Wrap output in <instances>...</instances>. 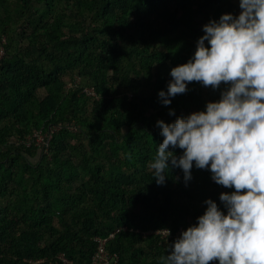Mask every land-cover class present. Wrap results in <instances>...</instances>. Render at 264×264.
<instances>
[{
  "label": "trees",
  "instance_id": "obj_1",
  "mask_svg": "<svg viewBox=\"0 0 264 264\" xmlns=\"http://www.w3.org/2000/svg\"><path fill=\"white\" fill-rule=\"evenodd\" d=\"M217 1L0 0V264H89L96 238L111 264H163L208 199L227 213L220 195L235 189L210 166L186 181L169 159L163 184L150 168L157 121L206 111L228 87L159 97L169 82L156 69L187 63L206 24L241 12ZM50 125L47 149L26 145Z\"/></svg>",
  "mask_w": 264,
  "mask_h": 264
},
{
  "label": "clouds",
  "instance_id": "obj_2",
  "mask_svg": "<svg viewBox=\"0 0 264 264\" xmlns=\"http://www.w3.org/2000/svg\"><path fill=\"white\" fill-rule=\"evenodd\" d=\"M240 8L238 16L225 13L204 26L194 57L172 68L167 91L159 92L170 105L192 82L228 86L206 111L157 121L164 139L150 168L163 184L171 167L182 168L187 181L194 163L210 166L217 184L235 189L220 195L226 214L206 201L205 213L169 245L163 264H264V0H240Z\"/></svg>",
  "mask_w": 264,
  "mask_h": 264
},
{
  "label": "built area",
  "instance_id": "obj_3",
  "mask_svg": "<svg viewBox=\"0 0 264 264\" xmlns=\"http://www.w3.org/2000/svg\"><path fill=\"white\" fill-rule=\"evenodd\" d=\"M1 57V52H0ZM49 132L46 134V136L42 135V131L35 132L29 139L26 141V145H31L33 142V138L37 140V142L40 144V146L47 149V146L49 144V141L51 140L52 135L55 133L56 129L59 128V126L55 127L54 125H50ZM188 227L179 226L177 229L176 235H181L183 231H185ZM159 234L163 235L164 237H170V234L167 230L159 231ZM110 236L109 238H111ZM107 239H100L96 238L95 241L97 242V251L92 257V261L89 264H111L115 262V257L109 254L105 249V243ZM67 261V260H66Z\"/></svg>",
  "mask_w": 264,
  "mask_h": 264
},
{
  "label": "rangeland",
  "instance_id": "obj_4",
  "mask_svg": "<svg viewBox=\"0 0 264 264\" xmlns=\"http://www.w3.org/2000/svg\"><path fill=\"white\" fill-rule=\"evenodd\" d=\"M225 1H228L229 2V4H231V5H233V6H236V7H238V9L239 10H241V8H240V0H218L217 2H216V4H219V5H224V4H222V2H225ZM225 14V13H224ZM6 39L4 38V39H2V43H0V48H1V44H5L6 43ZM0 52H1V57H0V59L2 58V56H3V51L0 49ZM12 53H14V51L12 52ZM172 70V67L168 64V63H164L162 66H159L157 69H156V72H157V74H159V75H161L163 78L165 77L166 79H167V82H169L170 83V81L172 80V78L171 77H169V73H170V71ZM66 80H67V82L71 85L73 82L71 81V76L70 75H67V77H66ZM79 78H76V84H78L79 83ZM79 181L75 184L77 187H79L80 185H79ZM162 237H164L163 235H162ZM212 264H219V262L218 261H214V262H212Z\"/></svg>",
  "mask_w": 264,
  "mask_h": 264
}]
</instances>
